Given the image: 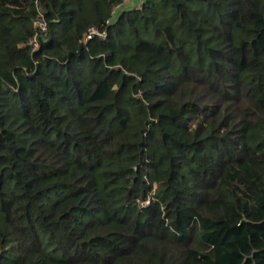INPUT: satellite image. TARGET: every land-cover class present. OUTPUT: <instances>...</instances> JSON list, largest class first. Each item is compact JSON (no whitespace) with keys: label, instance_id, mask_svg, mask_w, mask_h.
Here are the masks:
<instances>
[{"label":"trees","instance_id":"1","mask_svg":"<svg viewBox=\"0 0 264 264\" xmlns=\"http://www.w3.org/2000/svg\"><path fill=\"white\" fill-rule=\"evenodd\" d=\"M123 2L0 0V264H264V0Z\"/></svg>","mask_w":264,"mask_h":264},{"label":"built area","instance_id":"2","mask_svg":"<svg viewBox=\"0 0 264 264\" xmlns=\"http://www.w3.org/2000/svg\"><path fill=\"white\" fill-rule=\"evenodd\" d=\"M121 7V5H116L111 10V14H115L117 10ZM108 23V20H107ZM47 21L45 19L43 11L38 7L35 16L32 19V29L33 34L28 37L24 42L19 43L18 46H28L31 50H36L39 46V36L44 34L47 31ZM106 31L103 29H99L95 26H90L85 33L83 41H88L94 36H97L100 39H104L106 37ZM147 202V201H146Z\"/></svg>","mask_w":264,"mask_h":264},{"label":"rangeland","instance_id":"3","mask_svg":"<svg viewBox=\"0 0 264 264\" xmlns=\"http://www.w3.org/2000/svg\"><path fill=\"white\" fill-rule=\"evenodd\" d=\"M139 3V0H124L122 7L126 6H137Z\"/></svg>","mask_w":264,"mask_h":264}]
</instances>
